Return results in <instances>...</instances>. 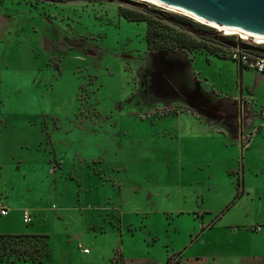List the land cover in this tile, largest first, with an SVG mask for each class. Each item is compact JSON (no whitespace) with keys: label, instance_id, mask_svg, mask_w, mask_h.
<instances>
[{"label":"rangeland","instance_id":"rangeland-1","mask_svg":"<svg viewBox=\"0 0 264 264\" xmlns=\"http://www.w3.org/2000/svg\"><path fill=\"white\" fill-rule=\"evenodd\" d=\"M133 1L0 0V235L44 234L54 264L66 236L83 253L117 241L116 262L125 250L160 264L182 249V264H225L227 246L230 256L250 246L233 242L232 227L264 209L253 192L264 172L238 199L244 164L264 168V138L248 154L235 146L264 127V83L253 74L259 91L247 93L230 58L235 37L206 25L203 37L176 30L174 52L149 50L146 22L122 11L185 16ZM204 53L225 59L212 72L222 88L192 68Z\"/></svg>","mask_w":264,"mask_h":264},{"label":"crops","instance_id":"crops-1","mask_svg":"<svg viewBox=\"0 0 264 264\" xmlns=\"http://www.w3.org/2000/svg\"><path fill=\"white\" fill-rule=\"evenodd\" d=\"M192 57L194 58V60L192 61V68L196 72V75L198 76L199 80H201L200 82L204 83L205 86H208L210 88H215V89H217L218 87L222 88V85H218L219 83H221L223 81L222 80L223 78L221 77L222 75L219 74L220 78H219V81L217 84L213 82L214 76H212V75L214 73V71H213L214 65L221 63V61H225V59H220V58H217L215 56L209 55L207 53L200 54V55H194L193 54ZM194 66H195V68H194ZM217 67H218V65H217ZM236 68L238 70V73H240L244 78V84L246 85L247 93H250L253 96L257 95L259 88H257V86L254 84V80L252 78V75L253 74L256 76H259V75L255 74L254 72H252L250 70L240 68L238 65H236ZM240 74L238 76H240ZM245 74H248L247 79L244 77ZM249 74H251V75H249ZM260 77L262 79L261 83H264V76L260 75ZM237 85H239V83H237ZM237 92H238V94H240L239 95L240 97L242 96V97L246 98L245 96H243L245 93L244 89H243V91L238 89ZM208 128H210V126H208ZM263 129H264V127L260 131H258V133H256L254 135V137L252 138V141L248 143L249 145L247 147L242 149V147L240 146V143H236L237 145H235V146L237 148L238 147L241 148L242 154H244V153L248 154L247 152L250 151L252 148H258V144L260 143V141L263 140V139L261 140V138H264L263 134H262ZM238 134H239V132H235L233 134V136H237ZM243 169H244L243 175L238 173V175H239L238 181H239V185H240L239 186V197H238V199L243 198V196L246 193H250V192H247V187H246V183L248 182V178L251 176L258 178L259 174L260 173L263 174V172H264V168L256 167V165H254V164H252L251 166H248V167H246L244 164ZM253 192L256 195V198L258 197L259 201L263 200L262 195H264V189H262V190L256 189ZM252 200L256 201V199H252ZM235 204H236V202H235ZM259 209H260V206H259ZM258 217L260 219H258ZM247 219H248V217H247ZM257 222H260L259 223L260 225H257ZM250 225H252V227H257V228H258V226H260L262 228L261 233L252 232L250 230ZM205 226L206 225L203 222V224H202L203 232L208 229V228H205ZM232 228H237L238 230H240V231H238V233H240V234L237 233V238L234 237L233 242L235 244L237 243V244L241 245L242 240H247L249 242L250 246L249 245L242 246L241 248L244 249V251L240 252L239 254H236V255L234 254L231 256L229 255V253L231 251L229 250V246H227L228 255L225 257L223 252H221L222 257L226 261L225 264H250L248 262V260H250L252 262V264H264V209H262L258 212L257 217L253 222H250L247 220V221H244L243 223H241L240 225H234ZM174 230H175V233H177L179 229H178V227H176V228H174ZM94 231L96 232L95 229H94ZM250 231H251V233H250ZM114 233H113L114 238H116ZM28 235H30V236H44V234H37V233H35V234L31 233ZM95 235H98V233L96 232ZM103 235H104V233H103ZM7 236H9V235H7ZM10 236H14V235H10ZM95 237H97V236H95ZM47 239H48V237H47ZM59 239H60V241H58V243H60V246H61L60 251H59V255H60L59 260H60L61 264H75V261H79V256L82 257V259L85 260L86 262H88L89 264H158V263H154L153 261H148L146 259H142V260L132 259L131 257L125 255V250L121 251L122 252V260L116 262L114 260L115 256H116V250L119 249V248L117 249V244L115 245V243L117 241H112L109 245L106 246L104 251H101V250L97 251L94 249L93 251L89 252V254H85L82 252V250H76L77 247L74 244L75 241H73L72 246L69 247V244L66 243L65 239H67V241L70 243V241H71L70 237H68V236H66L64 238L60 237ZM191 242H194L193 239ZM186 248H188L187 245L184 247V249H186ZM176 254L177 253L166 254L164 260L160 264H168L169 258L170 257L173 258V256H176ZM183 254H184V250L181 249L177 254V256L178 255L179 256H178V260H177L176 264H182V259H183L182 255ZM195 258L197 261L204 260L203 257L199 256V255H196ZM232 258H233V262H231ZM55 259L56 258H53L52 261L47 259L42 263L20 262L19 261V262H15V263L0 262V264H54Z\"/></svg>","mask_w":264,"mask_h":264},{"label":"trees","instance_id":"trees-1","mask_svg":"<svg viewBox=\"0 0 264 264\" xmlns=\"http://www.w3.org/2000/svg\"><path fill=\"white\" fill-rule=\"evenodd\" d=\"M140 11L124 10L122 16L129 22H146L147 47L151 51L174 52L180 48V40L174 33L176 30H184V34L197 35L198 37L210 35V30L202 24H195L188 17H180L170 15L164 12H158L148 9L144 6H139ZM188 18V19H186ZM185 47H182L183 49ZM5 238L10 239L8 246L3 242L0 245V262H32L42 263L49 259L51 252L46 236H30L16 235L3 236L0 235V240ZM169 258L168 264H176L177 261H172Z\"/></svg>","mask_w":264,"mask_h":264},{"label":"water","instance_id":"water-1","mask_svg":"<svg viewBox=\"0 0 264 264\" xmlns=\"http://www.w3.org/2000/svg\"><path fill=\"white\" fill-rule=\"evenodd\" d=\"M88 1V0H80ZM134 3L133 0H119ZM182 10L207 23L232 28L248 35L264 38V0H151ZM231 47H234L232 44ZM247 50L264 57V46H248Z\"/></svg>","mask_w":264,"mask_h":264},{"label":"built area","instance_id":"built-area-1","mask_svg":"<svg viewBox=\"0 0 264 264\" xmlns=\"http://www.w3.org/2000/svg\"><path fill=\"white\" fill-rule=\"evenodd\" d=\"M36 3H47V4H54L59 0H31ZM223 35V37H229L224 33H218ZM235 37L234 39V47L230 48V58L233 62H235L240 68H244L250 71L255 72L256 74L264 76V57L256 55L255 53L250 52L244 47V43L251 44L252 46H260L256 44L252 40H245L243 37L240 36H230ZM245 110V109H244ZM246 110L249 111L248 108ZM243 111L241 112V116L243 115ZM0 213L2 216L6 217L9 214V211L6 208H1ZM23 221L25 224H31V216L29 211H25L23 214ZM257 231H261V228H256ZM85 253H89V250H85Z\"/></svg>","mask_w":264,"mask_h":264},{"label":"bare ground","instance_id":"bare-ground-1","mask_svg":"<svg viewBox=\"0 0 264 264\" xmlns=\"http://www.w3.org/2000/svg\"><path fill=\"white\" fill-rule=\"evenodd\" d=\"M135 1L136 2H138V1L139 2H144V3H147V4L152 5L153 7L161 8V9H164V10H166L168 12L175 13V14H179V15L188 17L189 19L195 21L196 23L204 24V25H206L208 27H211L213 29L218 30L219 32L225 33L226 35H230V36H240V37L246 38L248 40H252L256 44H259L261 46H264V38H260L258 36H253V35H248V34H246L245 32H242V31H235L232 28L221 27V26H217V25H213V24L207 23L205 21H202V20L194 17L192 14H189V13L184 12L182 10L173 9V8H170V7L161 5V4L156 3V2H153L151 0H135Z\"/></svg>","mask_w":264,"mask_h":264},{"label":"flooded vegetation","instance_id":"flooded-vegetation-1","mask_svg":"<svg viewBox=\"0 0 264 264\" xmlns=\"http://www.w3.org/2000/svg\"><path fill=\"white\" fill-rule=\"evenodd\" d=\"M59 1H65V0H59ZM80 1V0H79ZM97 1V0H96ZM98 1H105V2H111V3H117L119 0H98ZM81 2V1H80ZM84 2V1H82Z\"/></svg>","mask_w":264,"mask_h":264}]
</instances>
